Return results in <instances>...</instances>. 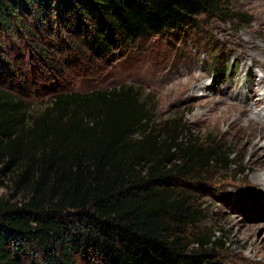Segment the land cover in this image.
Wrapping results in <instances>:
<instances>
[{
  "label": "trees",
  "instance_id": "16d2710c",
  "mask_svg": "<svg viewBox=\"0 0 264 264\" xmlns=\"http://www.w3.org/2000/svg\"><path fill=\"white\" fill-rule=\"evenodd\" d=\"M211 15L246 22L229 0H0V41L56 24L102 58ZM8 86L0 82V264L214 263L224 243L198 229L205 213L192 191L236 165L235 152L193 137L183 119L160 125L133 85L57 92L37 112L23 85Z\"/></svg>",
  "mask_w": 264,
  "mask_h": 264
},
{
  "label": "rangeland",
  "instance_id": "374dc122",
  "mask_svg": "<svg viewBox=\"0 0 264 264\" xmlns=\"http://www.w3.org/2000/svg\"><path fill=\"white\" fill-rule=\"evenodd\" d=\"M229 7L246 22L202 16L195 26L102 58L91 55L74 29L56 24L41 31L21 29L0 41V82L23 85L32 112L57 92L85 94L133 85L160 125L173 117L183 119L193 137H208L235 152L236 165L213 169L204 178L206 189L192 191L194 205L205 213L198 229L222 238L213 264H264V181L258 179L264 165L252 163L256 157L247 144L264 127V111L253 108L250 114L262 116V126L230 129L231 121L223 123L231 104L254 107L257 102L255 91L263 78L259 66L264 64V0H229ZM4 61L13 76H6ZM263 145L264 139L258 147L260 160Z\"/></svg>",
  "mask_w": 264,
  "mask_h": 264
},
{
  "label": "bare ground",
  "instance_id": "6f19581e",
  "mask_svg": "<svg viewBox=\"0 0 264 264\" xmlns=\"http://www.w3.org/2000/svg\"><path fill=\"white\" fill-rule=\"evenodd\" d=\"M249 43V42H247ZM247 48H255V45H248L246 46ZM252 57L250 60L253 62L255 59V56L251 54ZM260 70L263 74V78L258 82L257 88L255 91V94L258 95L257 102L254 107H250L247 105H242L239 103L231 104V106L228 107L227 111L223 114V123H227L231 121L230 124V129L235 128V127H243V126H251V125H261L262 124V116H250V114H253V108L255 109H261L264 111V64H261ZM202 88V87H201ZM200 88V89H201ZM204 89V87H203ZM262 92L261 94H259ZM222 103V102H219ZM220 105V104H219ZM234 119V121H233ZM245 123V124H244ZM262 126V125H261ZM264 139V127H261V132L253 134L249 140L247 141V144L250 145V148L253 150V156L256 157L255 159L252 160V163H255L259 161L260 166L262 167L264 165V159L258 158L259 155H261L259 152V144L260 142ZM262 152H264V145L262 146ZM262 156V155H261ZM260 156V157H261ZM261 178V179H260ZM258 179L261 181H264V175H261L258 177Z\"/></svg>",
  "mask_w": 264,
  "mask_h": 264
}]
</instances>
